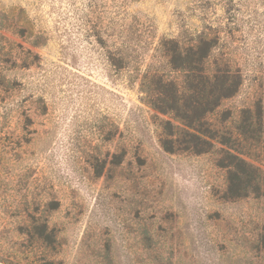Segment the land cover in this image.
Masks as SVG:
<instances>
[{"label": "rangeland", "instance_id": "rangeland-1", "mask_svg": "<svg viewBox=\"0 0 264 264\" xmlns=\"http://www.w3.org/2000/svg\"><path fill=\"white\" fill-rule=\"evenodd\" d=\"M20 8L40 45L0 30V46L6 34L39 56L0 97V254L30 203L60 229L59 264H264L249 251L263 200L222 199L218 151L166 153L163 124L178 122L141 90L148 71L182 81L162 43L206 33L242 74L211 116L236 131L264 109V0H0V21ZM256 157L264 169V139Z\"/></svg>", "mask_w": 264, "mask_h": 264}, {"label": "trees", "instance_id": "trees-1", "mask_svg": "<svg viewBox=\"0 0 264 264\" xmlns=\"http://www.w3.org/2000/svg\"><path fill=\"white\" fill-rule=\"evenodd\" d=\"M121 1V0H118ZM138 1V0H132ZM24 9H11L1 15L0 30L13 37H27L38 47L32 21L23 16ZM1 35L0 46V97L12 90L8 73L36 64L38 55L24 48L11 37ZM168 64L180 73L182 81L165 79L158 72L148 71L142 78V93L148 96L149 105L174 121H165L161 146L166 153L205 155L218 151V165L226 171L225 201L253 199L264 202V169L257 165L261 142L264 139V109L244 111L246 117L234 132H225L213 123V116L223 101L235 96L242 85V74L232 64L214 61L215 45L206 33L183 40L162 43ZM6 98V96H4ZM1 100V99H0ZM6 100V99H5ZM2 101V100H1ZM245 116V115H244ZM26 204L18 212L20 224L15 249L3 244L0 254L3 264H59L57 256L62 247L60 229L48 219L49 207L45 204L32 209ZM249 250L264 254V225ZM8 249L9 252L5 250Z\"/></svg>", "mask_w": 264, "mask_h": 264}]
</instances>
